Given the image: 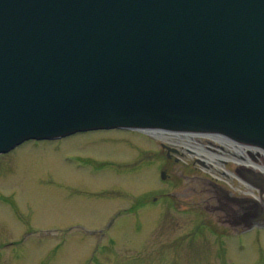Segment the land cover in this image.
I'll return each instance as SVG.
<instances>
[{
	"label": "water",
	"instance_id": "95a60500",
	"mask_svg": "<svg viewBox=\"0 0 264 264\" xmlns=\"http://www.w3.org/2000/svg\"><path fill=\"white\" fill-rule=\"evenodd\" d=\"M108 129L264 151V0H0V154Z\"/></svg>",
	"mask_w": 264,
	"mask_h": 264
},
{
	"label": "rangeland",
	"instance_id": "374dc122",
	"mask_svg": "<svg viewBox=\"0 0 264 264\" xmlns=\"http://www.w3.org/2000/svg\"><path fill=\"white\" fill-rule=\"evenodd\" d=\"M154 140L87 132L27 141L0 155V264H264V232L222 254L213 234L189 237L198 221L181 213L158 217L147 206L145 218L136 207L137 219L116 217L155 193L156 166L133 164L142 150H155Z\"/></svg>",
	"mask_w": 264,
	"mask_h": 264
},
{
	"label": "flooded vegetation",
	"instance_id": "af4514ba",
	"mask_svg": "<svg viewBox=\"0 0 264 264\" xmlns=\"http://www.w3.org/2000/svg\"><path fill=\"white\" fill-rule=\"evenodd\" d=\"M170 138L168 142L155 139V150H142L133 163L139 169L143 164L155 165L159 189L155 187L154 194L143 195L135 204L118 210L116 217L137 219L135 211L141 208L145 218L150 213L147 206H156L158 217H179L181 213L198 221L189 237L213 234L222 254L230 249L241 251L242 237L249 234L252 241L259 242L260 232H264V152L200 133L170 134ZM163 185L167 186L160 187ZM231 238L236 241L234 246Z\"/></svg>",
	"mask_w": 264,
	"mask_h": 264
}]
</instances>
